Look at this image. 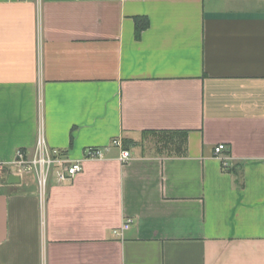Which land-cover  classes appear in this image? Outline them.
Instances as JSON below:
<instances>
[{
	"label": "crops",
	"instance_id": "1",
	"mask_svg": "<svg viewBox=\"0 0 264 264\" xmlns=\"http://www.w3.org/2000/svg\"><path fill=\"white\" fill-rule=\"evenodd\" d=\"M0 164V264H264V0H0Z\"/></svg>",
	"mask_w": 264,
	"mask_h": 264
},
{
	"label": "built area",
	"instance_id": "2",
	"mask_svg": "<svg viewBox=\"0 0 264 264\" xmlns=\"http://www.w3.org/2000/svg\"><path fill=\"white\" fill-rule=\"evenodd\" d=\"M111 144L120 149V160L126 161L130 157V153L123 147V142L120 138L112 140ZM225 145L217 144L214 147V154L220 159L223 166L226 165V156L223 155ZM84 157L87 159H100L103 157V151L97 147H87L84 152ZM11 168L14 174L22 175L24 173H34L38 177V182L41 188H44L49 174H52L58 182L71 180L74 175L82 170L81 160H71L64 153H53L45 146L44 139L38 138L34 152L31 156L18 149L15 152L14 159L11 163ZM6 168V165L0 164V171ZM132 224V218L128 217L124 220L119 228H115L113 232L120 235L123 230L128 229Z\"/></svg>",
	"mask_w": 264,
	"mask_h": 264
},
{
	"label": "trees",
	"instance_id": "3",
	"mask_svg": "<svg viewBox=\"0 0 264 264\" xmlns=\"http://www.w3.org/2000/svg\"><path fill=\"white\" fill-rule=\"evenodd\" d=\"M137 35L140 32V29L143 25H139V19L137 20ZM152 132H158V133H165V134H176L180 135L181 137L179 139H173L172 141H168L167 144H164L162 146L163 149H166L168 151H172L176 154H182L185 152L186 148V131H152Z\"/></svg>",
	"mask_w": 264,
	"mask_h": 264
},
{
	"label": "rangeland",
	"instance_id": "4",
	"mask_svg": "<svg viewBox=\"0 0 264 264\" xmlns=\"http://www.w3.org/2000/svg\"><path fill=\"white\" fill-rule=\"evenodd\" d=\"M181 136L176 134H165L158 132H145L144 138L149 141L153 147L155 146L158 149H161L164 144H167L168 141L173 139H179Z\"/></svg>",
	"mask_w": 264,
	"mask_h": 264
},
{
	"label": "water",
	"instance_id": "5",
	"mask_svg": "<svg viewBox=\"0 0 264 264\" xmlns=\"http://www.w3.org/2000/svg\"><path fill=\"white\" fill-rule=\"evenodd\" d=\"M9 178H10V180H17L18 176L17 175H10Z\"/></svg>",
	"mask_w": 264,
	"mask_h": 264
}]
</instances>
